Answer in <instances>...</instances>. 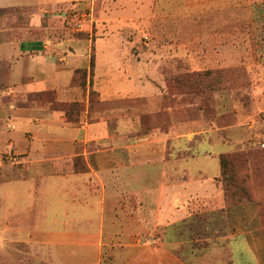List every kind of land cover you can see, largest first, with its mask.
Instances as JSON below:
<instances>
[{"label":"rangeland","instance_id":"374dc122","mask_svg":"<svg viewBox=\"0 0 264 264\" xmlns=\"http://www.w3.org/2000/svg\"><path fill=\"white\" fill-rule=\"evenodd\" d=\"M77 22L78 34L92 41V49L89 66L81 69L85 79L78 74L71 85L79 90L76 100L67 102H78L84 109L71 117L81 119L86 99L88 110L100 102L92 84L97 81L101 87L109 78L102 67L96 69V62L104 65L122 56V69L134 77L139 66H147L141 98L127 90V96L108 104L121 117L128 116L126 128L135 141H147L165 165L174 159V169L169 166L160 173L143 166L148 178L142 180L148 186L156 177L168 186L188 183L195 171L189 176L186 170L193 162L185 161L196 154L206 174L199 178L211 193L214 185L218 195L208 207L197 199L179 204L189 216L169 218L159 230L149 226L137 234L132 229L128 238L115 230V237L104 238L101 264H174V253L189 264H264V0H83ZM90 90L98 95L92 106ZM54 97L63 102L55 91ZM16 100L21 106H48L37 94H21ZM14 152L7 146L1 151L0 180L11 175V164L18 166ZM221 155L232 161L236 179L228 194L221 186ZM87 169L78 155L59 162L52 175ZM198 187L191 185L190 191ZM106 196L105 212L112 220L118 217L119 224L123 211H144L136 195L112 199V204ZM166 240H178L181 250L158 253Z\"/></svg>","mask_w":264,"mask_h":264},{"label":"crops","instance_id":"0c3cea01","mask_svg":"<svg viewBox=\"0 0 264 264\" xmlns=\"http://www.w3.org/2000/svg\"><path fill=\"white\" fill-rule=\"evenodd\" d=\"M82 6L83 0H0V12L5 13L0 16V153L7 146L19 156L18 166L10 165L11 175L0 180V264H101L104 238L115 237V230L124 238L130 237L132 229L137 234L149 226L159 230L169 218L189 216L178 209L179 204L197 199L208 207L212 196H218L214 185L211 193L204 178H199L206 176L195 161L201 155L185 161L193 162L186 170L189 176L195 171L188 183L168 186L156 177L148 186L142 180L148 178L143 166L160 173L172 167L174 159L165 165L147 141H135L126 128L128 116L121 117L108 104L127 96V90L141 98L147 66H139L134 77L122 69V56L104 65L96 62V69L102 67L109 79L101 87L97 81L92 84L100 102L88 110L86 99L77 123H68L63 112L48 106L19 105L16 99L21 94L46 91H55L63 102L76 100L79 90L71 80L76 70L89 66L92 49V41L76 28ZM78 155L85 159L87 171L52 175L59 162ZM191 185L201 188L190 191ZM106 195L110 204L112 199L136 195L144 211L137 215L123 211V224H119L118 217L112 220L105 212ZM163 243L158 253L181 250L178 240ZM247 249L253 261V250ZM173 261L189 264L175 253Z\"/></svg>","mask_w":264,"mask_h":264},{"label":"trees","instance_id":"16d2710c","mask_svg":"<svg viewBox=\"0 0 264 264\" xmlns=\"http://www.w3.org/2000/svg\"><path fill=\"white\" fill-rule=\"evenodd\" d=\"M92 61L90 62V67H92ZM81 74V78L85 79V72H82L81 69H78L75 71L73 78L71 80V85L75 79V77ZM85 84H80V87H84ZM37 99L38 101H43L45 104L51 107V109L54 110H59L63 112L66 121L68 123H77L79 121L78 116L75 117L74 119L71 117L73 113H79L82 111V106L78 102H57L55 101L54 97V91H46V92H40L37 94ZM98 95L96 92L90 90L89 91V100H90V105L92 106V103L96 102L98 103ZM90 107V106H89ZM220 161V171H221V182H222V189L224 190V193L228 194L230 191V188L236 184V179L234 177V172H233V163L232 161L228 160L227 157L225 156H220L219 157ZM240 190L245 191L244 187H240ZM233 195V194H232Z\"/></svg>","mask_w":264,"mask_h":264},{"label":"built area","instance_id":"2783aa9c","mask_svg":"<svg viewBox=\"0 0 264 264\" xmlns=\"http://www.w3.org/2000/svg\"><path fill=\"white\" fill-rule=\"evenodd\" d=\"M76 28L77 29H80L81 28V22L80 23H78V22L76 23ZM145 38H147V37H145Z\"/></svg>","mask_w":264,"mask_h":264}]
</instances>
